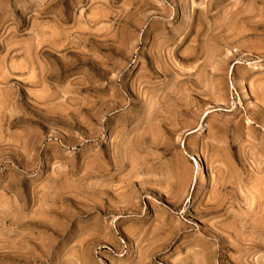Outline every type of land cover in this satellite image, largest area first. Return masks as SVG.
<instances>
[{
	"label": "rangeland",
	"instance_id": "obj_1",
	"mask_svg": "<svg viewBox=\"0 0 264 264\" xmlns=\"http://www.w3.org/2000/svg\"><path fill=\"white\" fill-rule=\"evenodd\" d=\"M0 264H264V0H0Z\"/></svg>",
	"mask_w": 264,
	"mask_h": 264
},
{
	"label": "bare ground",
	"instance_id": "obj_2",
	"mask_svg": "<svg viewBox=\"0 0 264 264\" xmlns=\"http://www.w3.org/2000/svg\"><path fill=\"white\" fill-rule=\"evenodd\" d=\"M155 138V137H154ZM154 140V139H153ZM157 145H158V143H157Z\"/></svg>",
	"mask_w": 264,
	"mask_h": 264
}]
</instances>
